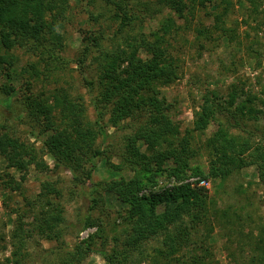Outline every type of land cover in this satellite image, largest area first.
<instances>
[{"label":"trees","instance_id":"obj_1","mask_svg":"<svg viewBox=\"0 0 264 264\" xmlns=\"http://www.w3.org/2000/svg\"><path fill=\"white\" fill-rule=\"evenodd\" d=\"M107 1L115 6L114 19L118 21L112 36L113 46H104V33L89 31L83 36V49L76 59L96 111L95 121L88 119L82 96L72 98L61 90L52 96L54 104L38 96L27 97L28 112L38 118L40 133H48L46 138L40 139L43 153L54 158L55 167L68 168L76 181H90L92 208L99 202L94 196L99 186L106 192L115 193L125 205L122 215L124 229L121 235L114 238L113 251L100 249L98 252L107 264H116V259L117 264H137V253L142 258L149 256L143 250L145 244L161 237L162 246L157 247L155 252L163 258V264H220L209 243L211 234L220 228L225 231V248L232 264L236 260L234 254L237 250L243 253L248 246H251L250 257L247 262L244 261L245 264H264V226L245 232L241 224L245 217L232 206H218L217 200L209 195L204 186L183 182L160 192L152 190L159 176L165 172V163L169 160L174 164L172 176L179 182L186 178L188 170L193 175L224 181L253 164L258 166L261 178H264V133L260 126H252L247 121L249 116L253 118L258 117L260 112L264 113V109L257 108L255 97L238 102L239 90L236 85L228 95L227 103L220 100L215 91L209 92L195 113L193 127L183 130L174 119L176 104L161 94L162 87L174 83L180 71V60L169 48L170 38L180 28L178 20H183L188 28L193 24L197 11L208 10V14L214 18L207 25L198 23L197 36L205 37L208 41L216 40L214 37L218 32L228 36L230 33L227 35L228 29L224 24L225 18L233 10V0H159L170 10V14L157 29L138 34H126L128 27L139 17L136 4L132 0ZM60 2L0 0V74H5L9 79L17 77L19 73L22 78L26 72L32 77L40 74L41 70L35 63L29 65L31 71L22 68L18 72L15 67L18 57L11 52L14 49L37 55V64L41 63L45 68L50 67L52 59L62 60L57 51L64 47L63 36L56 27L66 7ZM116 39L120 41L116 42ZM88 60L98 64L96 72L88 70ZM27 88L31 90L29 86ZM11 90L8 89L9 93ZM57 108L60 109L58 115L55 112ZM219 114L225 115L230 128L238 132L218 127L207 139L206 147L210 151L212 166L205 174L199 167L192 166L199 154L193 144L194 132H204L212 122L218 120ZM106 118L113 127H119L128 119L133 120L130 127L132 132L126 138L122 164L112 163V166L119 171L128 166V169H133L134 175L130 179L120 177L97 183L93 173L98 160L105 158L111 163L102 146L109 136ZM98 135L102 137V144L96 146ZM0 156L7 161L8 169L14 168L19 172L20 180L26 179L33 165L40 171L50 168L34 144L12 134L1 124ZM1 178L11 179L10 190L19 187L9 171ZM52 186L45 183L41 195L58 192ZM150 188L152 191L144 192ZM48 205L56 209L54 203L49 201ZM62 210L60 208L58 213L45 211L36 216L33 231L39 234L55 231L53 236L59 238L61 231L56 229L65 220ZM94 224L91 215H88L82 221L80 231ZM33 231L23 232L22 227H16L13 231L12 260H9V264H22L25 258L23 249L28 240L26 234L30 238L34 235ZM46 236L52 238L51 234ZM94 239L95 236H91V239L79 242L73 250L64 254L62 247L57 248L56 259L46 264H84L86 256L95 251Z\"/></svg>","mask_w":264,"mask_h":264},{"label":"rangeland","instance_id":"obj_2","mask_svg":"<svg viewBox=\"0 0 264 264\" xmlns=\"http://www.w3.org/2000/svg\"><path fill=\"white\" fill-rule=\"evenodd\" d=\"M61 2L65 4L66 9L59 18L56 29L63 36L64 47L57 51L62 60L52 59V66L45 68L43 64H37L39 61L37 55L25 53L23 49H14L11 52L18 57V64L15 65L18 72L35 63L41 70L40 74L32 77L26 72L22 78L19 73L17 77L11 79L5 74H0V124L22 140L34 144L50 167L49 170L40 171L33 165L26 179L20 180L19 172L14 168L8 169L7 161L0 156V176L9 171L19 183L16 190H10L11 179H0V264H9V260H12L11 234L16 227H22L23 232L26 233L32 232L36 216L45 211L58 213V210L63 208L61 214L65 220L56 229L61 231L60 236L55 238L53 236L55 231L47 234L33 231L34 235L30 238L26 234L28 240L23 249L25 258L22 264L52 263L57 257L55 254L57 248L62 247L64 254L73 250L79 242L91 239V236H95V251L86 256L84 264H107L106 259L98 251L106 249L112 252L116 242L114 238L121 235L124 229L122 215L125 205L117 195L106 192L99 186V191L94 193L99 202L92 208L90 181L88 179L82 182L76 181L68 168L55 167L54 158L43 153L42 150L43 143L40 139L46 138L48 133H40L41 124L38 118L31 115L27 109L28 96L48 99L49 103L54 104L52 96L64 90L72 98L82 96L88 119L94 122L96 118L95 108L76 59L83 49V36L89 31H95L96 34L104 33L106 37L104 46L109 48L113 46L112 36L118 26V21L114 19L116 9L107 0H61ZM132 2L138 8L139 17L132 26L128 27L126 34L150 33L170 14V10L159 0H132ZM232 6L233 10L230 16L225 18L224 24L228 29L227 35L230 33L229 37L220 32L215 35L216 40L213 41L198 37L196 33L198 23L207 25L214 18L212 14H208V10H200L197 11L193 24L188 28L185 27L184 21L179 19L180 28L177 29L175 36L170 38L169 48L180 60V71L174 83L162 87L161 94L169 102L176 104L173 110L174 119L181 124L183 130L193 127L195 113L200 109L206 94L215 91L219 94L220 100L227 103L228 95L234 85L239 90L238 102L241 103L252 96L256 98L254 99L257 108L264 109V0H233ZM118 41L120 40L116 39V42ZM86 66L89 71L96 72L98 64L88 60ZM28 86L31 90H28ZM10 88L11 93L8 91ZM229 109L234 111L231 107ZM55 112L58 115L60 109L57 108ZM226 119L225 115L219 114L218 120L212 122L204 132H194L193 144L199 150V154L192 162L193 168L199 167L208 174L212 166V158L206 147V141L218 127H225L233 133L238 132L237 129L230 128ZM247 121L252 126H260L264 133V113H258V117L249 116ZM132 123V119L122 122L119 127L107 123L109 136L102 146L111 163L105 158L98 160L97 168L93 173L95 182L133 177V169H128V166L120 171L112 166V163L122 164L126 151V138L132 132L130 129ZM100 144L102 137L98 135L95 145ZM142 148L145 150L144 146ZM173 166L171 160L165 163V172L159 176L157 185L152 189L154 192L170 189L183 182L191 183L192 186H202L200 182L205 179L209 182V186L204 187L208 189L209 195L217 200L218 206L222 208L232 206L247 219L243 218L241 223L245 232L251 228L256 230L264 226V178H261L257 165H249L224 181L193 175L192 171L188 170L182 182L172 176ZM45 183L53 185L52 187L57 188L58 192L48 196L41 195ZM152 190L150 188L144 192ZM49 201L55 204L56 209L48 205ZM248 214L251 215L250 218L247 217ZM88 215H91L96 224L80 231L82 221ZM224 232L217 228L211 234L209 243L215 253V259L220 264H232L227 256ZM48 234L52 235L51 239L46 236ZM161 241V237L148 241L143 250L149 256L142 258V255L137 253L135 259L137 264H163V258L155 252L157 247L162 246ZM250 247L248 246L243 253L237 249L235 253V249L232 248L236 263L247 262L250 257ZM117 261L118 259L116 264Z\"/></svg>","mask_w":264,"mask_h":264},{"label":"built area","instance_id":"obj_3","mask_svg":"<svg viewBox=\"0 0 264 264\" xmlns=\"http://www.w3.org/2000/svg\"><path fill=\"white\" fill-rule=\"evenodd\" d=\"M200 184H201L202 186H205V187H208V186H209V182H208L207 180H205V179H203V180L200 182Z\"/></svg>","mask_w":264,"mask_h":264}]
</instances>
